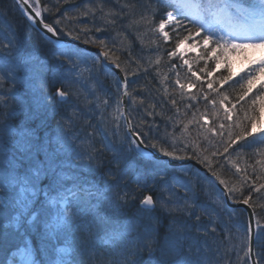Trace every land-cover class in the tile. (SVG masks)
I'll return each mask as SVG.
<instances>
[{
    "label": "trees",
    "instance_id": "obj_1",
    "mask_svg": "<svg viewBox=\"0 0 264 264\" xmlns=\"http://www.w3.org/2000/svg\"><path fill=\"white\" fill-rule=\"evenodd\" d=\"M41 2L42 5L52 6L56 3V0H41ZM241 4L246 5L247 2L242 0ZM58 7L59 11H54V15L45 13V20L52 23L54 19L61 17L68 10L62 23L56 25L58 29H63L62 35H68L71 32L70 36L77 37L79 35L82 40L95 41L93 43L100 45L106 52H109L110 59H116L124 71L128 70L130 73H137L135 76L129 75L128 77L130 93L132 97H135V103L130 99V114L134 127L140 125L143 120L145 122L144 125H141L143 130L147 132L149 127L151 128L148 140L157 143L158 146H162L168 151H173L176 156L194 157L196 159V153L201 156H208L209 160L212 161L213 170L217 171L220 177L228 182L229 186H235L240 189V191L231 193V196L235 197L234 199H241V192L245 196L248 195V185L243 187L241 185L244 173H237L232 164L226 162L223 157H212L210 154L215 150L213 145L219 146L221 138L208 133L206 128H201L196 121L199 120L200 123H204L201 119V113H207L209 116L207 126L218 128L220 123H224L226 126L231 124V131L233 133L238 132L240 130L236 127L238 123L248 124V121L244 119L245 112L249 115L253 113L259 115V109L264 104V100H257V97H264V87H262L264 85L263 74L254 81L252 91L243 100H239V96L244 91L241 85L247 80L249 72L242 70L240 73H234L231 66H225L222 69L217 67L218 69H216L215 59L209 58L206 63L207 72L212 73L210 78H207V72H199V69H201V65H199L197 71L202 75L201 81L197 82L195 87H186L181 91L175 84L177 73L181 83L187 85L190 82L188 69L183 66L179 56L169 59L167 50L171 45L161 43L158 49L157 44L152 42L157 39V34L151 29L155 24L159 23L162 14L168 11L176 13L183 11L173 0H68L67 3L61 2ZM0 9L7 19L10 18L13 21L14 27H17L20 32L23 47L26 48L25 52L33 49L46 57L49 65L47 73L51 78L50 84H55L57 80H62L64 76H67L62 73L61 65L54 66L56 53L62 47L56 46L42 36L27 20L13 0H0ZM85 11L90 14L84 15ZM92 14L96 17L95 24L93 23ZM116 14H118L116 23L114 25L108 23L113 18V15ZM141 14L145 17L144 21L140 19ZM178 18L185 25H188L187 19L179 16ZM95 26H100L102 30L99 32L95 31ZM85 29L88 30L85 31ZM101 39L105 41L103 46L99 43ZM1 42L2 36L0 34V44ZM158 56L161 57L159 66L154 63ZM136 61H139V68ZM172 64L176 65L175 70L171 69ZM101 67L105 68L102 64ZM144 68H148L147 73L144 72ZM157 68L159 75H157ZM229 68L231 69L232 79L227 84H219L218 81L221 77L229 75ZM251 73L255 74L254 72ZM0 77H4L3 82H0L2 87L12 84L9 80L10 75L1 66ZM191 80H195V78L192 77ZM209 80L213 81L214 88L219 93L228 96V101L225 103L227 107L231 108V105H236L232 109L233 119L231 121L224 120V111L219 103H217L215 108L209 103L212 99L219 100L220 98L217 96V92L207 88V81ZM201 88L203 92H201ZM53 90L50 87V92ZM194 94L196 98L192 99L191 97ZM204 96H207L208 99L205 100ZM11 99V102L17 104V100H14L13 96ZM70 99L71 97L68 103ZM173 99L176 101L175 105L172 104ZM254 100L256 101L255 104H253ZM186 105H192V107L187 108ZM16 110L18 114L15 116L11 115L15 110L9 114L6 113L4 117L0 116V125L11 124L13 127L19 128L20 120L25 117V114L20 109ZM73 111L70 110V105L67 103L58 105L55 114L48 111L45 117L42 114L41 118L38 117L35 120H31L28 123V127L37 128L39 125L37 135L40 138H44L45 135L53 137L51 133H56L58 130V122H61L64 112L71 114ZM148 112H152L153 115L149 116ZM90 113L82 111L80 115L74 116L71 119L72 125L76 124L78 128L83 126L88 128L89 121L92 118V116L87 118ZM97 117L98 115L95 113L93 118ZM104 129L106 128L101 123H98L92 133H88V136H93V139L91 137H88V139L98 149V155L94 162L90 163L84 152H82V159L72 156L70 160L75 166L73 171L78 173L77 175H79L81 180V177H86L94 181L93 183L88 182V184L91 183L88 188L92 189L95 196L106 205L107 201L104 200L105 193L115 201L116 193L124 190L125 187L129 190H135V175L131 173L121 175L120 171L115 167V158L118 154L130 157L134 167L145 173L148 187L154 189L151 192L154 198L165 195L166 193L162 192V188L165 185L161 183V180H169L175 169L163 162L149 161L147 157L141 158L134 153H127L125 148L122 147V145H125L122 144V141L126 135L129 140L131 136L126 130L124 120V138L122 139L115 136L110 138ZM227 133L228 128L226 127L224 130L225 139L227 138ZM205 136H207V140L204 138ZM74 142L77 145L78 141L74 140ZM239 143L245 144L246 147L239 154L232 153V161L237 162L240 168L247 169L250 180L253 179V168H255L257 176L264 177V135L257 134L248 138L247 141ZM205 148L208 151H203ZM78 150L81 151V149ZM161 164L166 165V172H164ZM222 164L224 167H221ZM121 167H124V165L122 164ZM110 169L116 172L115 178L108 175ZM201 174L207 177L205 174ZM47 183L48 181L45 178L41 182V187ZM258 183H264V178L260 179ZM66 186L71 187L70 180ZM83 186L86 188L85 184ZM109 188H111V191H109ZM195 188L199 192L197 183ZM143 194H147V192ZM39 198L43 199L44 193H41ZM91 203L95 205L98 200L93 199ZM252 203L257 219L261 225H264V207H261V205H264V191L253 194ZM56 207H59V205ZM221 208L224 210L225 217L231 213L239 214L248 225L247 215L243 209L234 210L225 203H222ZM141 211L137 203L130 204L122 212H119L113 221L105 223L99 228L94 227L92 231L95 235H90L87 230L78 228V225L81 224L79 217L71 218L69 225L62 227L57 233H52L47 227L51 223V218H46L41 220L36 227L29 226L31 235L25 239L34 252L39 249L38 254L35 255L37 264H40L41 260H51L57 262V264H109V262L128 264V260L134 261L135 264H151L155 257H150L147 252H141L136 256L130 255L134 251L130 241L138 234H142L148 228V225L150 226L149 223L144 221L142 213L145 211ZM139 212H141L143 218L141 220L138 217ZM145 213L148 216L153 214L160 217L157 227L161 236H164L166 232L172 231L170 229L172 217L168 213L161 212L159 207L154 213ZM101 215H103V212H101ZM130 218L133 220L131 230L119 227L116 229L117 227L114 226L115 224L121 225V223ZM201 218L202 222H206L203 227L200 226V221L195 222L194 219L189 221V225L197 223V228H192L188 233V239L184 244L185 254L197 261V264H244L243 247L245 235L242 241L231 242L228 235L230 234L229 229L226 227L223 218L217 221H210L209 217ZM179 219L183 220L184 217L180 215ZM229 223H232V221ZM207 224H210L212 229L215 228L216 231L213 232L212 229L208 228ZM3 229L23 231V229H18L14 223L9 221L0 223V230ZM243 231L245 234V230ZM232 237L234 239V236ZM235 243L236 245L233 246ZM46 244L47 250L45 249ZM70 245L74 249L67 253L64 248ZM237 245L240 247H236ZM261 245H264V231H260L257 238V253L264 251V247H261ZM239 250L240 253L238 252ZM16 251L17 249L12 246L0 247V264H9L11 258H19L18 255L13 256ZM258 260L260 264H264V257L258 256ZM248 264H251L250 260Z\"/></svg>",
    "mask_w": 264,
    "mask_h": 264
},
{
    "label": "snow or ice",
    "instance_id": "obj_2",
    "mask_svg": "<svg viewBox=\"0 0 264 264\" xmlns=\"http://www.w3.org/2000/svg\"><path fill=\"white\" fill-rule=\"evenodd\" d=\"M61 2L67 3L68 0H56V3L52 6L42 5L41 0H18L27 20L33 25L42 26L47 34H51L52 38H58L63 31V29H58L56 25L62 23L68 10L61 17L54 19L52 23L45 22V13L54 15V11H59L58 5ZM179 7L183 11L175 14L172 11L163 13L159 23L151 29L157 34V39L152 41L157 44V48L159 49L161 43L171 45L167 50L169 59L179 56L183 66L187 67L190 73V82L187 85L181 83L178 73L175 84L183 91L186 87H195L196 83L201 81V76L193 70L192 62L185 58V49L196 53L195 58L197 61L214 58L217 67H219L221 59L228 63L231 53L250 52L251 55L246 56V59L253 66L252 72L255 74L250 72L245 83L241 85L244 91L238 99L243 100L252 91L254 81L259 79L261 74H264V0H252L247 5L240 4L237 0H181ZM89 14L87 11L84 12V15ZM117 15H113L108 23L114 25ZM178 16L187 19L188 25H185ZM92 19L95 24L96 17L94 14H92ZM140 19L141 21L145 20L143 14H141ZM87 30L85 29V31ZM101 30L100 26H95V31L99 32ZM71 34V32L68 33V35ZM76 38H79V35ZM189 41H191L190 44ZM88 42L95 41L85 40V43ZM99 43L103 46L105 41L101 39ZM201 47L203 52H197V49ZM60 55L64 54L61 53ZM103 56L106 59L110 58L109 52H104ZM0 61L10 64L11 68H18L29 62V60H26L25 55L20 52L18 43L14 42L13 39H8L7 43L0 48ZM160 62L161 57L158 56L154 63L159 66ZM68 63L70 65L69 72L75 70L77 66L71 61L70 57H68ZM112 63L116 65L117 69L120 68V64L116 59H113ZM136 63L139 68V61H136ZM175 68L176 65L172 64L171 69L175 70ZM144 72L147 73L148 68H144ZM199 72L204 73L205 69L201 68ZM136 74V72L124 71V76L119 85V88L123 91L121 97L114 101L115 115H113V120L116 122L115 128L119 129L118 121L123 118L125 125L128 127V132L132 136L130 140L127 135L125 136L127 145L126 147L122 145V147L125 148L127 153H134L141 158L147 157L149 161L155 159V153L150 152L149 149H156L162 152L164 156L181 159L182 157L176 156L173 151H168L166 148L158 146L157 143L148 140L151 128L149 127L147 132L144 131L141 127L145 124L143 120L140 125L133 127L132 121L125 115L127 109L121 111L123 98L131 97L132 102L135 103V97H132V94L128 91L130 83L128 77ZM157 75H159L158 68ZM207 75L211 76L212 73L207 72ZM192 77L195 80H191ZM231 79L232 73L229 68V75L221 77L218 83L221 85L227 84ZM3 80L4 77H0V82H3ZM13 81L15 82L14 77ZM78 82H83L82 73L75 78L64 76L62 80H57L55 84H50L46 77H41L39 91L42 95L35 98L36 110L31 113H29L26 105L19 100L18 96L13 97L17 100L18 108L24 112L25 120L21 122L19 128L13 127L11 124L0 125V223L9 221L14 223L18 229H23V231L0 230V247H15L17 251L13 253V256L18 255L21 258L19 264H37L35 255L38 254L39 249L34 252L25 239L31 235L29 226L36 227L41 220L51 218V223L47 227L50 232L57 233L59 229L71 223V218L79 217L81 224L78 225V228L87 230L90 235H95L92 231L94 227L99 228L101 225L113 221L124 208L132 203H137L142 211L148 213H154L158 207L161 212L168 213L172 217L170 222L172 231L161 236L157 227L160 217L150 215L148 217L150 227L130 241L134 247V251L130 255L136 256L141 252H147L150 257H155L151 264H197V261L191 259L184 252V244L188 239L189 231L192 228H197V223L189 225V221L194 219L195 222H199L201 219L196 212L197 205L194 197L191 200L184 198L181 203L180 200L173 198V186L168 185L162 179L161 183L165 185L162 192L167 193V195L154 198L151 194L154 189L148 187L145 173L134 167L130 157L118 154L115 158V167L121 175L134 174L136 188L135 190H129L125 187L124 190L116 193L115 201L105 193L104 200L107 201V204L104 205L103 201L95 196L91 188L83 186L85 181H81L79 175L73 171L75 166L70 162L72 156L77 159H82L83 156L78 150L82 146L76 145L74 140L71 143L69 142L72 127L71 120L62 118L61 122H58L60 133L55 137L45 135L44 138H40L37 135L39 125L37 128L28 127V123L37 119L42 112L51 111L52 114H55L58 105L68 103L69 98L74 95L70 88ZM132 82L134 83V81ZM50 87L54 90L48 94ZM207 88L217 92V96L220 97L219 100L212 99L209 103L213 108L219 103L224 111V120L231 121L233 119L232 109L236 105H231V108L225 107L228 96L219 93L214 88L213 81H207ZM201 92H203L202 88ZM75 95L79 97L80 90ZM191 98L195 99V94ZM204 99L207 100L208 97L204 96ZM257 100H264V97H257ZM89 102L92 103L93 101ZM95 102L98 109H101V106L103 110L111 107L107 99L101 102L99 97H96ZM255 103L254 100L253 104ZM172 104H176L175 99L172 100ZM186 107L190 108L192 105H186ZM103 110H101V119H104ZM17 114L18 112H13L11 115L15 116ZM147 114L149 116L153 115L152 112ZM208 118L207 113H201V119L204 123H200L199 120L196 122L200 124L201 128H206L208 133L221 138L219 146L213 145L215 150L210 154L212 157H223L226 162L232 164L237 173H244L241 185L242 187L248 185V195L245 196L241 192V199L244 205L252 208L253 194L264 191V183H258L264 177L257 176L255 168H253V179L250 180L247 169L240 168L237 162L232 161V153L239 154L246 147L245 144L239 142L247 141L248 138L257 134L264 135V128L257 127L260 117L255 113L249 115L245 112L244 119L248 121V124L238 123L236 127L240 130L235 133L231 131V124L226 126L224 123H220L218 128L207 126ZM226 127L228 133L225 139L224 130ZM113 135H116L115 131ZM204 138L207 140V136ZM86 151L90 163L94 162L96 160L94 146L89 145ZM203 151H208V149L205 148ZM196 157L201 164H205L212 177L220 185H223L228 193L240 191L235 186H229L228 182L222 179L217 171L213 170L212 161L209 160L208 156H201L196 153ZM122 164L124 167H121ZM221 167H224V165L222 164ZM108 175L115 178L116 172L110 169ZM45 178L48 183L41 187V182ZM69 180L71 181V187L66 186ZM188 190L185 186V191ZM109 191H111V188H109ZM145 192L148 194H143ZM41 193H44L43 199L39 198ZM233 198L235 197L233 196ZM93 199H97L98 203L92 204ZM57 205L59 207H56ZM200 207L207 214V209L203 206ZM261 207H264V205H261ZM101 212H103V215H101ZM180 215L184 217L183 220L179 219ZM252 215L255 216L254 211ZM123 227L127 229L129 225H123ZM114 231L116 230L114 229ZM212 231L215 232L216 229L213 228ZM260 231H264V225H261L258 219L250 220L246 228L247 235L243 247L244 264H248L250 259L252 264H257L255 258L252 257L251 242L253 233L255 232L258 237ZM261 247H264V245H261ZM45 249L47 250V244ZM256 255L264 257V251L258 252ZM9 264H16V262L10 261ZM40 264H57V262L41 260ZM109 264H114V262H109ZM128 264H135V262L128 260Z\"/></svg>",
    "mask_w": 264,
    "mask_h": 264
},
{
    "label": "rangeland",
    "instance_id": "obj_3",
    "mask_svg": "<svg viewBox=\"0 0 264 264\" xmlns=\"http://www.w3.org/2000/svg\"><path fill=\"white\" fill-rule=\"evenodd\" d=\"M173 1L178 5L181 2V0H173ZM241 1L242 0H237V2L240 4ZM244 1H246L247 4L252 2V0H244ZM175 13L176 12H174V14ZM12 22L13 21L10 18L8 19L6 18L5 14L0 9V34L2 36V42L0 44V48H2L3 44L7 43L8 39H13L14 42L18 43L20 52L25 55L26 60H29V62L18 68H11L10 64H6L0 61V66L6 69L8 75H10L9 80L12 83L10 86H5V87H2V85L0 84V95H1L0 116L3 117L6 113L9 114L14 110L16 112L17 111L16 109H19L16 103L11 102L12 96L13 97L18 96L19 100L24 105H26L29 113L35 111L36 110L35 98L37 96L42 95V93H40L39 91L40 78L46 77L49 82L51 81V78L47 73L48 72L47 67L49 65L46 60V57L42 56L39 52H37V50H33V49H30L27 52H25L26 48L23 47L21 34L18 31L17 27H14ZM190 43L191 41H189V44ZM197 52L202 53L203 52L202 47L198 48ZM61 53H63L64 55H60ZM250 55H251L250 52L240 53V54L231 53L228 63H225L224 60L221 59L219 61L218 68L222 69L225 66H231L232 69L234 70V73H240V71L242 70L248 71L250 73L252 72L253 66L246 59V56H250ZM68 57H70L71 61H73L77 66L75 70L71 72H69L70 65L68 63ZM195 57H196V53L185 49V58H187L190 62H192L193 70L196 71L200 76H202L197 71V67L201 65V68H204L205 72H207L208 70L206 63L207 59H201L197 61ZM54 61H55L54 66L57 67L61 65L60 67L62 73H64V75H67L69 78H75L81 73L83 74V82H78L70 88L71 91L74 93V95L71 96L70 102L67 104L70 105V110L72 111L74 110V111L71 114L64 112L63 118L71 120L74 116L80 115L82 111L91 112L87 118H90V116H92L93 118L95 116V113L96 115H98L97 118L90 119L88 128H85V126L78 128L76 124L72 125L70 130L69 142L71 143L73 140H77L78 141L77 145L82 146L81 148H79L81 149L80 152L81 153L84 152L85 155H87L86 149L89 148V145L94 146L93 142H91V140L88 139V137H91L93 139V136L92 135L88 136V133H92V130L97 126L98 123L99 124L101 123L102 126L106 128L104 130H106L110 138L112 136L119 137V139L124 138L123 120H122L123 118H121L118 121L120 125L118 130L115 128L116 122L113 120V115H115L114 101L117 98L121 97V88H119L120 83L118 78L114 75V73L110 69L107 68L105 69L101 67V61L94 54H90L86 51H83L73 46L66 47L63 49L60 48L56 53V57ZM218 68L216 62V69ZM13 77L15 79V82L13 81ZM207 78H210V76L207 75ZM78 90H80L79 97L75 95V93ZM50 93L51 92L49 88L48 94ZM85 97H87V99H85ZM96 97H99V100L101 102L107 99L111 107H108L106 110H103L101 106V109H98L97 103L95 102ZM89 101H93V102L90 103ZM225 107L227 106L225 105ZM78 110L81 111L76 112ZM101 110H103L104 119H101ZM259 112H260L259 113L260 122L257 125V127L264 128V104L262 105V107H260ZM46 113L47 112H42L39 115V117L41 118L42 114L45 117ZM24 120L25 117L21 118L20 123ZM57 128L58 130L56 131V133H51L53 137H55L60 133V129L58 126ZM114 131L116 132V135H113ZM122 142H123L122 144H125L124 146L126 147L127 142L125 141V139ZM94 149L96 150L94 152V155L95 157H97L98 149L96 148V146H94ZM161 165L164 168V172H166L167 171L166 165L165 164H161ZM174 169L175 171L172 172L170 179L166 180L168 185L173 186V198L180 200L182 203L184 198H188L189 200H191L194 197L195 203L197 205L196 212L198 215H200V217H209L210 221L222 220L223 218L226 227H228L229 229L230 234L228 235L231 242L242 241L244 235L245 237L247 235L246 233L247 223L242 220L239 214L231 213L225 217L224 210H222L221 208V205L223 203L222 193L215 186L212 179L204 177L202 174L198 173L195 169H193L190 166H184ZM74 172L78 174L76 171ZM81 178H82L81 181H85L84 184L86 188L90 187L91 185V183L88 184V182H92V183L94 182L91 178H86V177L85 178L81 177ZM196 183L199 185V192L195 188ZM185 186H187V188L189 189L187 192L185 191ZM166 194L163 196H166ZM200 206H203L204 208L207 209V214H205V212L202 210ZM141 212L138 213V217L140 218V220L143 219L141 216ZM142 214L144 215V221L149 223L148 220L149 216L145 212ZM132 221L133 220L130 218L127 221L121 223V225L115 224L114 226L117 227L116 229H118V227L125 229L123 225H129L127 229L131 230L132 229L131 225L133 224ZM230 221H232V223H229ZM205 224L206 222H202L200 220L201 227H203ZM215 224L217 225V223ZM207 225L206 227L212 229L210 224ZM148 227L150 226L148 225ZM242 229L245 230V234ZM232 236H234V239ZM236 243L233 246H235ZM236 247H240V246L237 245ZM64 249L67 253H70L74 248L72 245H70ZM238 252L240 253V250ZM20 259H21L20 257L17 259L11 258L9 261H15L16 264H19Z\"/></svg>",
    "mask_w": 264,
    "mask_h": 264
},
{
    "label": "water",
    "instance_id": "obj_4",
    "mask_svg": "<svg viewBox=\"0 0 264 264\" xmlns=\"http://www.w3.org/2000/svg\"><path fill=\"white\" fill-rule=\"evenodd\" d=\"M14 1H15V3L18 5V7L21 9V11L24 14V10L19 6L18 0H14ZM45 22H47V21H45ZM34 26L42 33V35L45 38H47L48 40L52 41L54 44H56L58 46L75 45V46H77L78 48H80V49H82L84 51H88V52H91V53L99 56L101 61H102V63L106 67L111 69L117 75V77L119 78L120 83H121L122 77L124 76L123 68L120 65V68L117 69L116 65L114 63H112V60H110L109 58L108 59L104 58L103 53L105 51L99 45H96V44L91 43V42L85 43L84 40H82L80 38H76L75 36H66V35H61L60 34L58 38H52L51 34H47L46 31L43 30L42 26H39V25H34ZM122 91H123V89H122ZM128 91H129V86H128ZM129 107H130V97L123 98V103H122L121 110L124 111L125 109H127V111L125 112V115L127 116V118L129 120H131ZM126 128L128 130L127 126H126ZM129 134L131 135L130 132H129ZM149 151L155 153V159L154 160L165 161L169 166H172V167H178V166H182V165H192V166H195L196 168H198L199 170L203 171L208 176L212 177L211 172L208 171V168L204 164H201L199 162V160H197L195 158L182 157L181 159H174L173 157L164 156L162 152L157 151L155 149H149ZM212 178L215 180L217 185L222 190L223 196H224V200H225V202L227 203V205L229 207L244 209L245 212L247 213L248 223H249L250 220H253V221L256 220V213H255V216L252 215L253 211L255 212L253 207L249 208L247 205H244L242 200H234V199H232L230 193H228L224 189V186L220 185L219 182L214 177H212ZM256 241H257V235L254 232L253 233V237H252V242H251L252 257H254L255 261L257 262V264H259V261H258L257 255H256V253H257L256 252ZM250 262L252 264V260L251 259H250Z\"/></svg>",
    "mask_w": 264,
    "mask_h": 264
}]
</instances>
